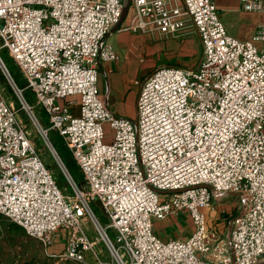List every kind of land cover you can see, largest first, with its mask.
Here are the masks:
<instances>
[{"label": "built area", "instance_id": "2783aa9c", "mask_svg": "<svg viewBox=\"0 0 264 264\" xmlns=\"http://www.w3.org/2000/svg\"><path fill=\"white\" fill-rule=\"evenodd\" d=\"M239 2L242 11L264 12V0ZM124 6L125 0H0V51L12 59L23 85L1 53L0 72L72 194L58 186L0 87V214L57 261L260 264L264 21L249 38L239 39L226 30L214 0H129L123 29L177 35L191 26L202 46L194 68L153 70L141 83L136 115L129 119L113 114L97 88L99 64L117 58L106 35ZM35 105L44 110L46 126ZM50 130L62 137L80 168L82 187L56 151ZM225 194H236L240 211L221 237L209 215L213 200ZM92 200L105 213V224ZM180 211L192 221L188 235L163 239L154 232V220ZM85 219L96 236L87 232ZM58 242L62 246L53 248Z\"/></svg>", "mask_w": 264, "mask_h": 264}, {"label": "crops", "instance_id": "0c3cea01", "mask_svg": "<svg viewBox=\"0 0 264 264\" xmlns=\"http://www.w3.org/2000/svg\"><path fill=\"white\" fill-rule=\"evenodd\" d=\"M214 2L228 33L239 39L249 38L257 24L264 21V12L242 11L239 0ZM124 23L123 16L106 35L117 58L99 64L97 88L113 114L134 119L143 80L153 70L164 65L196 67L201 58L202 46L198 33L191 26L177 35H163L158 32L125 30ZM212 218L217 220L219 216ZM192 228V221L186 211L153 221L154 232L163 239L185 237ZM260 264H264V260Z\"/></svg>", "mask_w": 264, "mask_h": 264}, {"label": "rangeland", "instance_id": "374dc122", "mask_svg": "<svg viewBox=\"0 0 264 264\" xmlns=\"http://www.w3.org/2000/svg\"><path fill=\"white\" fill-rule=\"evenodd\" d=\"M3 51L4 50H1L0 53H3ZM9 65L12 66V68L14 69V74L16 73L17 78L21 80L20 82L23 85L22 76L18 68L14 65L13 61H10ZM0 87L3 89V93L5 97L9 100V102H12L15 109L17 110L18 117L23 121V123L26 124L29 137L32 140L38 153L40 154V157L42 158L44 165L47 168H49L58 186L68 196H71L72 194L70 192V188L66 184V179L62 174L60 168L58 167L55 159L47 149L38 131L37 126L34 124L32 119L28 115V112L21 107L19 98L14 93V89L8 84V82L6 81L5 77L1 72H0ZM29 94L31 93L28 90L24 93L26 98L27 96H29ZM60 102L62 103L63 100H60ZM36 107L39 106L35 105L34 107L35 113H36L35 110ZM105 131L109 132V126L107 124L105 125ZM49 137L58 148L64 151V153L69 152L65 144H63L64 141L62 140V137L55 130L49 131ZM74 173L75 176L77 177V180L79 181L82 177L80 168L79 169L77 168ZM97 205L99 206V202L97 201L93 202L91 203V208L94 211V213L97 215V218L99 219L101 224H105L103 218V212H101L102 210H99L100 206L98 207ZM213 207L214 210L209 215V225L212 228H215L216 230L217 229L220 230L219 233L220 236L224 237L228 232L229 221L233 217H235L240 211L238 198L236 194H227L226 197H221L217 201L213 200ZM216 215L219 216L218 220L212 218L215 217ZM85 221H86L85 227L87 229V232L90 233L92 236H96L97 233L93 229L91 222L87 219H85ZM218 221L219 223L221 222L219 228L217 225H215ZM13 225H18V224L10 222L6 217L0 214V264H80V263H74L69 260L66 261L54 260L51 256L47 254V252L44 250V248L42 247V245L38 240L27 235L24 232V230L19 228L17 229ZM107 232L109 236H113L112 231L110 229L107 230ZM61 246H62V242H58L52 247L60 248ZM100 247H102L103 250L102 258L108 260L109 255L107 250L103 247V244H100Z\"/></svg>", "mask_w": 264, "mask_h": 264}, {"label": "trees", "instance_id": "16d2710c", "mask_svg": "<svg viewBox=\"0 0 264 264\" xmlns=\"http://www.w3.org/2000/svg\"><path fill=\"white\" fill-rule=\"evenodd\" d=\"M1 57L3 58V60H4L5 64H6V66L8 67L10 73H12L11 75L15 79L16 83L18 85H22L21 82H20L21 80H19L17 78L16 73L14 74V69L12 68L11 65H9V62L12 61V59L7 55L6 51H3V53H1ZM27 99L31 103H34V100L32 98V94H29V96H27ZM35 110H36V113L35 114H36L37 118L41 121L42 124L47 125V119H46L45 112L42 109V107H40V106L39 107H36ZM53 145H54L56 151L58 152V154L60 155V157H61V159H62L65 167L69 171V173H70L71 177L73 178L74 182L76 183V185L79 186V187H82V185H83V178L81 177V179L78 181L77 180V177L75 176V173L74 172L76 171L77 168L79 169V167H78L76 161L74 160V158L72 157V154L70 153V151L67 152V153H64V151H62L60 148H58L54 143H53ZM93 202H96V200H92L91 201V203H93ZM99 206H100V204H99ZM99 210H102L101 206H100ZM101 212H103V210ZM103 218H104V222L106 223L107 219H106V216H105V213L104 212H103ZM13 226H15L17 229L18 228L19 229H22L19 225H13Z\"/></svg>", "mask_w": 264, "mask_h": 264}, {"label": "water", "instance_id": "95a60500", "mask_svg": "<svg viewBox=\"0 0 264 264\" xmlns=\"http://www.w3.org/2000/svg\"><path fill=\"white\" fill-rule=\"evenodd\" d=\"M128 2H129V0H126V3H125L124 10H123V13H122L121 18L124 16V14H125V12H126V9H127V6H128ZM120 20H121V19H120ZM207 187L211 189V186H207ZM228 228H229V227H228Z\"/></svg>", "mask_w": 264, "mask_h": 264}]
</instances>
